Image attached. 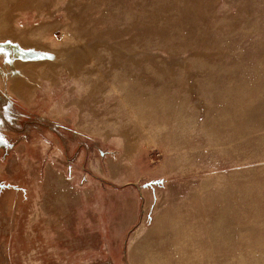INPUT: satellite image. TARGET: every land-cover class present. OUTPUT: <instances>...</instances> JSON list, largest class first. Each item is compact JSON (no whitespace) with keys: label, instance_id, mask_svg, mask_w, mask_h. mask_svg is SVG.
Returning a JSON list of instances; mask_svg holds the SVG:
<instances>
[{"label":"rangeland","instance_id":"374dc122","mask_svg":"<svg viewBox=\"0 0 264 264\" xmlns=\"http://www.w3.org/2000/svg\"><path fill=\"white\" fill-rule=\"evenodd\" d=\"M0 183V264H264V0H0Z\"/></svg>","mask_w":264,"mask_h":264},{"label":"crops","instance_id":"0c3cea01","mask_svg":"<svg viewBox=\"0 0 264 264\" xmlns=\"http://www.w3.org/2000/svg\"><path fill=\"white\" fill-rule=\"evenodd\" d=\"M4 189L8 190V192L11 193V194L14 193V192H16V193L22 192L21 188L19 186H17V185H11V184L4 185V184H2V186H0V193ZM25 192L27 193V191H25ZM27 197H26V200L24 199L21 202L22 205H25L26 201L28 200ZM29 200H31V208L30 209L33 210V215H31V216L29 215L30 218L28 220L30 221L29 222L30 226H27V230L31 231V236L33 237V239L36 241V243L38 245L39 244L40 245H44L46 243H49L48 242V238L46 237L44 239V237H43L44 235H46L47 230L49 231V228H47V226H45L46 222H45L44 218H42L43 216H40V208H42L41 207L42 205L40 206V203L36 202V200H33V198H30ZM25 207L26 206H24L23 208L25 209ZM34 209H35V213H34ZM40 218L42 219L41 221L39 220ZM41 243H44V244H41ZM28 260L32 264H34V263H37V264L45 263L46 262V256L42 255V254L37 255V256L33 255V258L31 257ZM9 263L16 264L17 261L16 260L14 261L13 258H10Z\"/></svg>","mask_w":264,"mask_h":264},{"label":"flooded vegetation","instance_id":"af4514ba","mask_svg":"<svg viewBox=\"0 0 264 264\" xmlns=\"http://www.w3.org/2000/svg\"><path fill=\"white\" fill-rule=\"evenodd\" d=\"M0 186H2V184L0 183Z\"/></svg>","mask_w":264,"mask_h":264}]
</instances>
